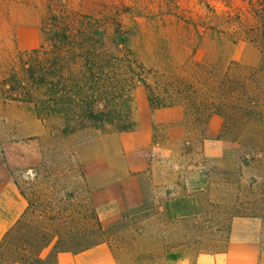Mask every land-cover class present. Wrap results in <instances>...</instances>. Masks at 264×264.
Wrapping results in <instances>:
<instances>
[{
	"label": "rangeland",
	"instance_id": "374dc122",
	"mask_svg": "<svg viewBox=\"0 0 264 264\" xmlns=\"http://www.w3.org/2000/svg\"><path fill=\"white\" fill-rule=\"evenodd\" d=\"M52 17L71 40L96 21L119 57L97 97L80 101L69 62L46 87ZM262 61L264 0H0V160L28 205L0 264H264V98L237 136L171 105V76L203 67L255 69L264 91ZM139 73L166 107H151ZM128 106L134 131L121 132L107 118ZM143 129L148 142L131 139Z\"/></svg>",
	"mask_w": 264,
	"mask_h": 264
},
{
	"label": "trees",
	"instance_id": "16d2710c",
	"mask_svg": "<svg viewBox=\"0 0 264 264\" xmlns=\"http://www.w3.org/2000/svg\"><path fill=\"white\" fill-rule=\"evenodd\" d=\"M51 20L48 32H50V38L59 52L53 59L49 74L51 77L45 83L47 84L46 87L50 93L54 92L56 79L59 76L55 75V72L58 71V65L69 62L77 69L79 80L75 82L74 88L80 97V101L84 102L87 99L97 97L100 83L104 80L108 68H113L120 61L118 56L104 49L103 30L96 21L83 18L78 22L77 27L79 29L75 33V37L77 35L80 37L77 36L78 39L71 40L70 27L58 22L56 17H52ZM112 42L116 48L123 45L125 43L123 33L116 30ZM64 53L67 54L64 55ZM125 58L129 72L133 71V61L131 62L128 56ZM235 66V69L229 67L222 78L216 77L208 67H203L200 75L195 77L196 79H192V77L188 79L178 75L171 76V105L182 106L185 110V117L191 125L206 126L210 118L215 115L224 120L223 132L238 134L251 119L257 116V100L264 98V91L258 86L257 70L236 64ZM141 70L145 72L143 68ZM262 70H264V66L260 71ZM136 76L139 83L146 89L151 107L153 109L166 107L167 104L160 100L154 86L146 82L144 73L136 74ZM59 78L62 76L60 75ZM114 85L113 89H116V85ZM165 91L166 95H169V89H165ZM113 114L114 116H108L107 121L111 123L116 120L119 121L117 124L121 132L134 131L131 128L134 121H130V106L124 113L114 112ZM86 116L102 121L104 115L88 113Z\"/></svg>",
	"mask_w": 264,
	"mask_h": 264
},
{
	"label": "crops",
	"instance_id": "0c3cea01",
	"mask_svg": "<svg viewBox=\"0 0 264 264\" xmlns=\"http://www.w3.org/2000/svg\"><path fill=\"white\" fill-rule=\"evenodd\" d=\"M152 117L158 120V113H153ZM130 136L134 140L143 138L145 143L150 140L149 132L144 129L132 133ZM27 208V201L19 191L7 167L0 160V244L5 235L23 218ZM90 254L85 252L83 256L89 257ZM64 259L65 257L63 255H58L57 257L59 264H62Z\"/></svg>",
	"mask_w": 264,
	"mask_h": 264
}]
</instances>
